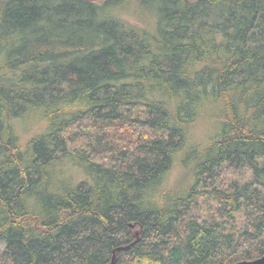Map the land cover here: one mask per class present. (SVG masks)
Segmentation results:
<instances>
[{
	"label": "trees",
	"instance_id": "obj_1",
	"mask_svg": "<svg viewBox=\"0 0 264 264\" xmlns=\"http://www.w3.org/2000/svg\"><path fill=\"white\" fill-rule=\"evenodd\" d=\"M1 243L0 264L263 257L264 0H0Z\"/></svg>",
	"mask_w": 264,
	"mask_h": 264
},
{
	"label": "water",
	"instance_id": "obj_2",
	"mask_svg": "<svg viewBox=\"0 0 264 264\" xmlns=\"http://www.w3.org/2000/svg\"><path fill=\"white\" fill-rule=\"evenodd\" d=\"M88 1H98V0H88ZM233 264H264V256L252 261H241Z\"/></svg>",
	"mask_w": 264,
	"mask_h": 264
},
{
	"label": "rangeland",
	"instance_id": "obj_3",
	"mask_svg": "<svg viewBox=\"0 0 264 264\" xmlns=\"http://www.w3.org/2000/svg\"><path fill=\"white\" fill-rule=\"evenodd\" d=\"M128 19H129V18H128ZM130 20H131L132 22L136 21L133 17H130ZM201 128H202V127H201ZM201 128H200V129H201ZM200 129H199V130H200ZM177 170H178V169H175V171L172 173V178L176 177L177 172H178ZM3 247H4V245L1 243V244H0V251L3 249Z\"/></svg>",
	"mask_w": 264,
	"mask_h": 264
}]
</instances>
